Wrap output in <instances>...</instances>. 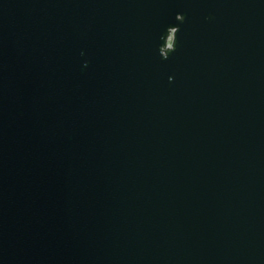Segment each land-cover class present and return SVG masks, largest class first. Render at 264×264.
Here are the masks:
<instances>
[{
  "label": "water",
  "instance_id": "95a60500",
  "mask_svg": "<svg viewBox=\"0 0 264 264\" xmlns=\"http://www.w3.org/2000/svg\"><path fill=\"white\" fill-rule=\"evenodd\" d=\"M0 264H264V0H0Z\"/></svg>",
  "mask_w": 264,
  "mask_h": 264
}]
</instances>
